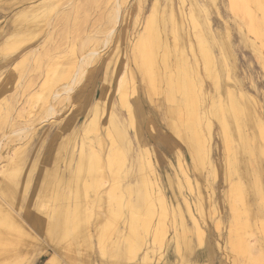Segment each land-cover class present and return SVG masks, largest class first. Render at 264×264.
Returning a JSON list of instances; mask_svg holds the SVG:
<instances>
[{"label": "bare ground", "instance_id": "bare-ground-1", "mask_svg": "<svg viewBox=\"0 0 264 264\" xmlns=\"http://www.w3.org/2000/svg\"><path fill=\"white\" fill-rule=\"evenodd\" d=\"M54 1L56 0H38L32 3L31 5H28L18 10L16 17L13 20L14 27L10 32V34H8L5 41H3L1 44L0 54L4 55V57L7 58L11 54L9 52L14 49L17 52L12 57H10L9 61L14 60L15 57L18 56L17 53H19L21 49H24L25 45L27 44L26 42L27 38L22 39L21 33L28 34L29 31L34 26V24L38 23L37 20L40 19L38 18L36 21H34L33 17L31 16L39 12V10L42 7H46L47 4H49L50 6L51 2ZM91 1L92 0H85L86 3ZM186 1L187 0H182L183 5L185 4ZM212 1L215 2L216 4L217 0H212ZM70 2H68L66 5L68 4L70 5ZM157 2L159 3L158 0H154L153 3H157ZM72 3L73 4H71L72 6L70 7H73L74 5L73 0ZM190 3L192 5H190L191 7L189 8L190 9L189 15L191 16L192 19L191 21H194L191 23L192 25H194L193 29L196 35V37L195 36L194 37L197 38L198 41V42L196 41L198 44L197 46L200 48V52L198 53L201 54V57L199 54H197L199 56H195V60L198 61L199 59V62H197L198 65L199 66L202 65V68L204 70L203 71L204 76L212 82L213 84L212 86L216 89L218 95L212 92L213 94H211V100L209 98L207 100L204 99L203 104H200L201 94L203 97L208 95L207 86H205V84L203 83L202 78L200 79V81L197 79V75H198L197 72L199 71V67L197 66V72H196L194 70L195 68L192 67L193 63L192 60L190 59V56L187 54V51L184 52L183 49L182 50L178 49L179 40L176 35V27L174 26V24H172L171 26L168 25V22H166L168 17V13H167L168 10L163 9L165 6L163 8L160 7L159 6L160 4H158V7L154 5L153 10H150L149 13L147 14L145 27L139 33L138 39L134 41L135 43H132L131 46L132 54H130L131 58H129V61H131V63L129 64L128 60L126 59L127 62H125L124 70L120 75V78L119 77L118 78L119 81H121L120 85H122V83L126 81V75L129 73L130 67L135 65L138 69L141 70L142 83L144 85L145 92L149 98V101L153 103L155 102V99L160 97H165L172 103L175 102L176 103L175 108L171 107V109L174 108V110L177 113H181L182 116L181 120H184L183 117L185 118L186 116V118L189 121L192 119L194 121V124L196 123L194 130L193 129L191 130L192 131L191 134L189 136L186 135L184 136L183 132L181 131L182 128H180L181 127L180 124L176 122L178 120L176 119L175 121L173 118L177 136L187 144L188 154L192 159V164H195L198 167L197 161H199L201 162V166L203 165V167H205L204 165L209 162L214 168L215 176L219 177V172H220L219 168L221 165L219 164V162L214 163L213 160L215 159L212 160L210 157L212 154V146L208 145V141H206L205 139V135H206V133H204L205 131L204 130L198 131L199 130L198 126H200L201 124L203 126V123H201V121L203 122L204 119L203 120L200 119L201 114L204 115L203 110L206 109L207 104L208 106H210L211 113L216 119L215 123L218 124L219 137H221L223 141L224 152L226 156L225 167L227 168L226 176L228 177L227 179L228 187L225 192V198L224 200H222L223 202L220 205V208L223 210L225 203H228V205L230 206L231 214H230V226H229L227 243L228 246H230L231 250L235 249L237 252L248 254V252L249 253L254 252L249 250L252 244L251 242H253L252 239L255 240L254 239L255 236H256L255 238L257 239L256 242L258 241L257 244L264 243V187L261 185L262 180L260 177L261 172H264V141H263L264 120L260 115H258L257 110L253 108L254 106L253 104L256 105L257 102L256 98L248 97V100H250V102H246L247 97L245 95V92H242L241 89L237 90L234 86L232 85L229 86L228 89L226 90V93H224L226 95L225 100L222 99V97L224 96H221L222 92L220 86H221L222 75L220 72V66L222 70L225 71L228 75H230L231 73L230 72L231 66L229 65L227 56L225 54H222L220 59L217 58L213 46L211 44V40H209L208 36H210V39L211 38L217 39V37L215 36L217 32L214 29L215 28L214 22L210 17L212 13L210 14L209 8L206 6L205 1L190 0ZM251 3H254L256 7L255 9L253 8L254 6L253 7L251 6ZM173 4L171 7L172 9H173ZM53 6L57 11L58 9L56 8L57 5L56 6L53 5ZM230 6L232 11H234V13L238 15L239 19L242 20V23L245 25V28L242 26L240 28V30L243 31V34L240 36L242 42L244 44L249 43L252 45L254 51L256 52L259 63L261 67L264 69V0H230ZM201 8L203 9V11H201ZM72 9L73 8H71V10ZM108 9L109 12L107 11L106 15L108 14L107 18L110 26L107 27V30L105 29L106 31L104 34V38L99 41V43L101 42L100 48L96 47L93 49H86L88 45H90L92 39L98 36V34L94 33L92 36H87L84 38V40L81 41L80 55H76V54L73 55L71 61H68V63L63 61L65 58L64 59L60 58L55 61L46 62L47 63L46 75L48 80L46 78L47 81L45 80L41 89L38 90L34 95H30L28 97L27 103L29 105L28 107L29 109L26 108L28 109V111L29 110L32 111L37 106V104L40 103L39 108L43 109L42 114L41 115L38 114L39 120H41L40 121L41 124L46 121H54L59 114L70 108V106L72 105L71 104L72 98L75 96L77 89L81 86V84L85 81V79H87V76L91 72L93 64L96 62L98 63L100 62L102 58V52L105 49H107V47L110 46L113 37L120 26L121 18L124 12L123 1L113 0L112 4L110 5V8ZM172 9L169 13L171 21L173 19ZM182 9L183 8H181V10ZM47 10H49V8ZM257 11H259L260 13ZM201 12L205 13L204 15L205 19L202 18ZM60 13L61 12H59V14ZM64 13H65L64 18H65V16L67 17V15L71 13V11L64 10ZM258 13L260 15H257ZM58 15H56V18ZM71 15L73 14L71 13ZM61 18L64 19L63 17ZM59 21L56 23H59ZM46 22L47 21H45L44 23L46 24ZM44 23L43 25L45 26ZM53 23L55 25V22ZM43 25L41 26V28L44 27ZM226 29L229 30V28ZM39 31L40 30H38V32ZM94 32H98L97 28L96 31L94 30ZM18 35L19 38L14 43L13 40L17 38ZM38 35H36L35 37L30 35L28 36V38L30 37V40H33L36 39ZM170 37H172V39ZM48 38L50 39L51 36H48ZM48 38L46 37L43 40V42L39 44H35L30 47L28 46L29 48L26 49L23 55L17 60H15V62L11 66L12 70L8 76V79L10 76H14V73L18 71L20 67L24 68L31 66L33 64L30 63L32 62V60L38 59L39 61H43L42 59L44 57L42 54L46 49L45 47L47 45ZM225 38L227 39V41L226 40L223 41V38L222 39L219 38L220 43L222 44L224 42L225 44L228 45L229 43L230 45L229 42L230 35L228 31H225ZM214 41L217 42V40ZM189 42L191 43L190 47L192 49V52L195 53L194 44L191 41ZM172 46L176 48L174 56L172 54L173 52L171 51ZM111 58L113 57L111 56ZM111 58H108L110 60L107 63L106 72L103 77L105 79L103 81V92L100 95V97L97 99L96 104L94 105L95 114H91L90 118L84 116V118L80 120V123L78 124L77 128L72 132L71 135H69L68 141H66V145L64 148L66 154L65 156L61 155V157H65V159L62 162L64 163L65 166L63 167L62 165L60 166L59 164V168H58V166H56L55 164L56 162L54 161L47 162L48 160L47 161L45 160L46 163H48V167L46 169L44 167L45 171L42 175H40L41 180L40 181L37 180L39 184L37 185L36 182L35 185H32L35 168L40 165V162H42V160H44L45 146L43 144L44 142H47L46 141L47 138L45 137V135L47 134L48 131H46L45 133L42 134L41 137V140L42 139L44 140L42 141L40 140L41 142L37 146L36 152L38 151L39 156L36 154L34 158L31 157L33 156V154H31V150H29L27 152V159L24 161L25 162L24 165H19L15 169H12L11 167L8 171L0 172V264H36L37 260H39L42 255H47L46 252L51 248L58 254L62 253L63 255L69 256L71 261L74 264H76L78 259V255L76 252V244L83 245L84 247L82 251V255L79 257V259H81V263L95 264V262H93L91 259V257L94 258L92 255L94 251L93 237H96V239L98 240L99 248L102 251H105L108 243L112 239L114 240L116 239L115 242H117L120 241V239L122 240V238H124L123 240L126 242L125 255L126 256L133 255L135 257V260L133 262L134 264H158V263H152L154 257L151 254H149V252L154 253V249L148 248V246H147L148 249L145 251V256L142 258L139 257L140 252L141 251L144 252V247L146 244L144 243V240L141 238L139 232L142 228L148 232L151 226H153L152 223L154 221L155 215H157L156 204H155L156 198L154 199V195L157 194L161 204L160 211L157 216L158 223L155 226L156 229L162 227L166 232H168V230L166 229L168 227H166L165 220L167 215H169L170 211H168V208L166 206V200H165L166 198L163 194L162 187L159 184V178L156 176L155 168L152 166L150 162V151L148 148V143L145 141V138L142 135L143 133L142 131L144 129L140 121V117L137 114V108L135 106L136 104L135 102H132L131 99H129L130 98L129 91H131L128 86L129 82L124 83V86L123 87L121 86L119 89L120 94H118L119 96L118 102L119 104H121V106H119V104H116V101L113 104H111L110 107L106 106L111 88L110 86L106 87L107 81H109V75L111 71L110 68ZM114 75L116 76V66L114 69ZM58 78L62 79L61 83L54 85V83ZM5 82H3L0 87L4 86ZM22 82L23 85L20 83L19 84L20 87L24 86V81L22 80ZM50 83L52 84L50 85ZM132 85H133V91L135 93L134 98L138 99L137 95L139 93L140 87L138 81H136L135 75L132 76ZM31 89L32 90L34 89L33 86ZM19 97H20L19 94L14 93L8 99V104L9 103L10 104L9 105L7 104L8 106L6 105V107L4 106L5 107L4 109L6 111L8 110L6 112L8 114L7 117L11 116L12 114L11 111L17 112L16 110H13V108L16 107L15 106L16 103L19 102ZM170 111L171 110H169V112ZM106 112H107L106 116L108 118L105 120L104 115ZM121 112L125 113V116H123L124 114L122 115ZM30 113L33 114V112ZM1 116L2 113L0 111V120H3L1 119ZM36 119L38 122V118ZM36 119L34 120L35 123H36ZM31 121L34 122L33 120ZM21 123L23 124L24 122H20V124ZM28 123L31 122L27 121V124ZM211 123L213 122H210V124ZM251 123L254 124V126L256 127V131L258 132V136H259L258 138H260L259 139L260 145L258 147V150L260 151L263 157L261 169L259 168L260 169L259 170L255 166L253 168V172L255 175V185H253V190L259 196L260 201L258 203V209L259 212L261 213V217L259 218V222L257 224L256 222L255 224H252L250 221L249 217L252 216V212L247 204L248 203L247 197H244L245 195H243L244 193L241 187L242 184H240L241 182L239 183L241 179L240 178H239L240 180L233 179V177L234 178L236 177L238 170H240L239 169L240 164L238 163L239 161L237 158V152L235 147V145L237 144H235L236 143L235 141L238 140L240 141V143L242 142V144L245 145L246 149L250 150L249 147L251 146L252 139L249 137V135L245 134L243 131H244V127L250 125ZM17 124H19V122H17ZM31 124L15 127L16 129H14L13 131L10 130V134H8L9 132L6 133L4 137L2 135L3 138L0 139L1 158L4 156L3 150L5 146L10 141H17V142L24 141L22 143L23 150H26L32 146L33 142L37 137L38 128L32 127ZM3 125L0 124V126ZM206 126L208 129L207 133L210 136V142H211V139H214L213 131H212L213 128H211L213 127V125L210 126L206 125ZM3 127H5V125ZM232 128H235L234 130H236L237 132L236 131L233 132ZM148 129L151 136L155 137L156 130H154L151 120H149L148 122ZM132 132L134 133V135H136V137L132 136L133 134ZM85 133L86 134L95 133L97 136L96 138H98V141L99 139L101 140L100 142H104V140L107 141V137H109L110 139H112L116 148L108 151L105 154V156L103 155V153L96 152L95 149L93 148L88 151L83 148L81 152L78 154V156H76L77 148H78L77 145L81 141L82 136ZM235 133H238L237 136H235ZM118 138L120 140V143H122L123 145L126 144L128 150H130V148L133 147L134 145L136 147L135 150H137V154L134 157L136 158V161L137 160H139V162L141 161V165H142V171L139 173V175H137L138 183L135 184L129 183V185L123 186L120 182V172L124 164V161L126 159L125 154L128 152V150L125 149V145L124 147L122 145L123 148H120L118 146L117 144ZM91 139H95V138H90L88 135L87 142L96 141ZM54 140L56 142V139ZM60 142L62 144L63 141ZM50 149H52V147ZM63 153L64 152H62V154ZM131 153L133 154V151L130 152V155ZM56 154L57 153L55 152L54 156ZM249 156L252 165L254 154L251 153ZM145 164L147 165L150 164L151 171L153 172L151 173L153 174V176L147 174V171L145 169L146 168ZM106 166L109 167L111 175H109ZM53 168H55V171H52ZM196 169H195L196 172L198 171L199 173V176H197L199 178L200 176H202V171H200L199 167ZM136 173L134 174V176H136ZM165 174L167 175L168 182L171 183L170 182L171 177L169 175V172L166 171ZM183 174L185 175V173ZM185 177L187 179V183L190 189L192 190L193 189L192 179L187 174ZM139 179H142L144 186H141V184H139ZM81 180H84L85 181L84 184L87 185L84 196L82 195V189L80 188L79 185L81 184L80 183ZM91 180L97 184L95 188L97 190L94 192L95 195L97 193L99 194L101 193L99 192L98 189L99 185L103 186L108 184V186L105 189L106 191L102 190L103 192L99 197L93 195L92 201H88L87 204L84 202L86 206L83 203L84 204L83 207V205L81 204V201L83 199L79 202L78 198L85 197V199L86 198L88 199V197H90L89 199H91V196L89 195L90 193L88 187V183L91 182ZM72 182H75V186L73 187L71 185L69 187L68 185H70ZM62 186L64 187L62 188ZM31 187L33 188L37 187L40 190V195L42 194L41 196L47 194L52 189L51 191L52 195L50 197H52L53 198L52 200L56 202L55 205L49 202H44V204H42L43 203L42 202L39 205V209H44V210H47V208H49L48 205L53 206L52 212L45 213V220L42 221V224H40L41 227L35 226L37 223L41 221L38 216L39 214L37 213L35 214L33 210H31V206L35 201V196L29 197L28 200H26L27 203L25 201V196L29 193ZM125 192H128L129 193L128 196L130 195V197L133 196V193H137L138 195L137 200H131L130 203H123V197L125 196ZM234 193L240 194V198H241L240 200L242 202V206H240L238 203L236 205L235 203L227 201L228 196ZM144 194H145V201L143 203V201L140 198ZM110 198H114L116 202L115 203L110 202L107 204L106 202H108ZM10 201H17L18 206L19 205L23 206V207L22 206L19 207H22V209L24 208L25 213L23 212L20 214V211H18L13 207L14 205L11 206ZM187 205L190 209L189 204ZM2 207L7 209V212H3L4 210ZM125 209H127V213ZM125 214H127L126 218H125ZM34 215L38 217V220L36 217H34ZM177 217L175 220L176 222L180 223V229L178 230V234H183L184 235L183 242L185 244H190L185 240L186 233L189 230L187 226V220L185 219L182 213H181V219H178ZM92 218H94V220H92ZM126 220L128 223V227L125 232L124 230L126 229L125 226L122 227V225H120L119 223L126 222ZM251 225L254 226L253 231L256 230L255 235L253 236V234L252 235L250 234L251 235L250 236L243 234L246 232V230L248 231L249 228L252 230L253 226L251 227ZM195 231L197 232V236L200 241L202 239V232L200 227L197 225V223L195 226ZM72 232H74L73 233L74 236L72 235ZM124 234L125 236H123ZM173 239L175 238L170 237L169 243H171ZM180 241L179 238L175 240L176 245L174 247V252L176 253L177 256L179 254V250L180 249L182 250ZM254 247L256 248L255 245ZM252 254L255 255L254 253ZM168 261L172 262L174 260L170 259ZM232 262H233L232 264H238V262H234V261ZM115 264H129V263L126 262L125 260L124 261L118 260L117 263ZM251 264L254 263L251 262Z\"/></svg>", "mask_w": 264, "mask_h": 264}, {"label": "rangeland", "instance_id": "rangeland-1", "mask_svg": "<svg viewBox=\"0 0 264 264\" xmlns=\"http://www.w3.org/2000/svg\"><path fill=\"white\" fill-rule=\"evenodd\" d=\"M8 1H9L10 5L8 4ZM36 1H38V0H13V1L12 0H0V18H1L0 19V33H1L0 34V49H1L2 42L5 41L8 34H10V32L12 31V29L14 27L13 26V20L17 15V11L28 6V5H31L32 3L36 2ZM122 1H123V11L124 12H123V15L121 18L120 26L117 29L110 46L107 47V49H105L102 52V58H101L100 62L99 63L96 62L93 64L91 72L88 74L87 79H85V81L77 89L75 96L72 98V101H71L72 105L69 108L70 110L67 109V110L63 111L61 114H59L56 117V119L54 121H46V122L41 124V122H40L41 120H39L38 114L41 115L43 109L39 108L40 103H38L37 106L32 111H30V110L28 111L29 105L27 103V101H28L27 99L30 95H34L43 86V83L45 82V80L47 78V75H46L47 74V68H46V65H47L46 62L47 61L50 62V61L58 60L60 58H63V59L65 58L63 61L68 63V61H71L73 55H75V54L80 55V53H81V50H80L81 49V47H80L81 41L84 40V38L87 36H92L94 33L98 34V36L96 38L92 39V41L90 42L91 46L88 45V47L86 49H93L96 47L97 48L101 47V42L99 43V41L104 38L105 31L107 30V27L110 26L109 22H108V18H107L108 14L106 15V13H107V11L109 12L108 8H110V5L112 4L113 0H98V2H97V0H92L91 2H88V3H86L85 0H73L74 5H75V6L73 5V7H70V6H72L71 4H73L72 0H56L54 2H51L52 5L50 4V6H49V4H47L46 7H42L39 10V12H37L31 16V17H33L34 21H36L38 18H40V19L37 20L38 23L34 24V26L29 31L28 34L21 33L22 39L27 38L26 39L27 44L25 45L24 49H21L20 52L18 51L19 52V53H17L18 56L15 57L14 60L9 61L10 57H12L17 52L14 49L9 52L11 54L7 58H5L4 55L0 54V56H1V59H0L1 60L0 61V86L2 85L3 82L6 81L4 86L0 87V111L2 113L1 119H3V120H0V124L5 125V127H3L4 125L0 126L1 127L0 128V139H2L6 135V133H8V132H9L8 134H10V130L13 131L14 129H16L15 127L24 126V125H28V124L30 125L31 123H33V124H31V126L34 128L35 127L38 128L37 137H36L35 141L33 142L32 146L26 150H23V148H22V143L24 141H18V142L17 141H10L7 143V145L5 146V148L3 150L4 156L2 155L3 157L2 158L0 157V172L1 171H8L11 167H12V169H15L19 165H24L25 164L24 161L27 159V152L29 150H31V154H33V156H31V157L34 158V156L36 154L39 156L38 151L36 152L37 146L42 140H44V139L41 140V137H42V134L45 133L46 131H48L47 134L45 135V137L47 138L46 139L47 142H44V144H43L45 146L44 160H42V162H40V165L35 168V172L33 174L32 185H35L36 182H37V185L39 184V182L37 180H39V181L41 180L40 175H42L44 173L45 169L48 167V163H46L47 160H48L47 162H52V161L56 162L55 164H56V166H58V168H59V164H60V166L61 165L63 167L65 166L64 163H62L63 160L65 159V157H61V155L65 156V154H66L65 149H64L65 145H66V141H68L69 135H71L72 132L77 128L78 124L80 123V120H82L84 118V116H86L87 118H90L91 114H95L94 105L96 104L97 99L100 97V95L103 92V81L105 80L103 78V81H102L103 73L100 75V72H102L104 70V74H105L107 63L110 60L108 58H111V56H112L113 58H111V65H110L111 71H110V75H109V81H107V84H106L107 86L105 85L106 87H109V86L111 87L106 106H110V102H115V101H116V104H119V102H118V100H119L118 94H120L119 89L121 86L122 87L124 86V83L129 82L128 86H129V89L131 90V91H129V95H130L129 99H131L132 102H135V104L137 103L135 106H138V104L140 105L141 102H144L146 105L148 104V107H146V108L150 112H151V106L153 108H155L158 111V115L161 116V120H162L163 124L166 126L167 129H169L171 132H173L176 135V137L179 141V144H180L175 150H173L172 153L163 152L168 165H170V167H171L170 169H166L169 172V175L171 177V180H170L171 183H169L168 179H167V175L165 174L166 171L163 168H160L158 166V164H159L158 159H160V157H158L156 149L154 148V146L150 142V139L155 138V137H152L151 134L149 133L148 122H149V120H151L154 130H156L155 120H154L153 116L150 114L148 116H146L145 114H143L141 116L139 115L140 121H141L143 129H144L142 131L143 132L142 135L145 138V141L148 143V148L150 151V162H151L152 166L155 168L156 176L159 178V184L161 185L162 190H163V194L166 198L165 199L166 200V206L168 208V211H170L169 215H167L166 220H165L166 221V227H168V228H166L168 230V232H166L162 227H159L156 229L155 226L158 223L157 216H158V213L160 211L161 204H160V199H158L157 194L154 195V199L156 198L155 204H156V214L157 215H155L154 221L152 223L153 226H151V228L148 232L143 228L139 232L141 238L144 240V243H146L145 247H144V252L141 251L139 254V257H141V258L144 257L145 251L148 248H151V249H154V253L149 252V254H151L154 257L152 263H158V264H166L167 263L168 264V262H170L168 260L173 259V257H174L175 261L178 264H193L194 262H192L191 259L193 258L194 253L197 250H199L198 251V252H200L199 257H198V259H196V263H198V264H209L210 258L212 256H214L215 254H216L215 260L217 261V263H220V264H232L233 263L232 261L238 262V264H249V263L251 264V262H253L254 264H264V255H263L264 243H262L263 245L257 244L258 241L256 242V240H257L255 238L256 236L254 237L255 240L252 239L253 242H251L252 244H251L250 250H249V251H254L252 253H254L255 255L257 254L256 257H255V255H253L252 253H249V252H248V254H244L242 252L241 253L237 252L235 249L231 250L230 246H228L227 238H228L229 226H230V214H231L230 206L228 205V203H225L224 209L222 210L220 208V205L223 202L222 200H224V198H225V192H226L227 187H228L227 186L228 185V183H227L228 177L226 176L227 168L225 167L226 156H225V152H224L223 141H222L221 137H219L218 124L215 123L216 119L214 118L213 114L211 113L210 106H208V104H207L206 109L205 110L202 109L204 112V115L201 114L200 119L201 120L204 119L203 122L201 121V123H203V126H202V124L200 126H198L199 127L198 131H203V130L205 131L204 132V133H206L205 139H206V141H208V145L212 146V154L210 157L212 160L215 159V160H213L214 163L219 162V164L221 166L219 168V171H220L219 177H217V176H215L213 166L209 162L204 165L205 167H203V165L201 166V162L197 161L198 167H199L200 171H202V176H200L198 178L197 176H199V173H198V171L196 172V170H197L196 168H198V167H197V165L192 164V159L190 158V156L188 154L187 144L185 142H183L182 139L178 138L173 118L175 121H176V119L178 120L176 122H178L180 124V126H181L180 128H182L181 131L183 132L184 136L185 135L189 136L191 134V132H192L191 130L192 129L194 130L196 123L194 124V121L192 119L189 121L186 118V116H185V118L183 117L184 120H181L182 119L181 113H177L174 110L176 103L175 102L172 103L171 101H169L165 97L157 98V99H155V102H153V103L151 101H149V98L145 92L144 85L142 83L141 70L138 69L135 65L130 67V71L126 75V81H124L122 83V85H120L121 81H119V78H120V75L122 74V72L124 70L125 62H127L126 59L128 60L129 64L131 63V61H129V58H131L130 54H132V50H131L132 43H135L134 41H136L138 39L139 33L144 29L145 23L147 20L146 16L149 13V11L153 10L154 5H156V7H158V4H160L159 5L160 7L163 8L165 6L163 9L168 10V12H167L168 17L166 20V22H168V25L171 26L172 24H174V26L176 27V35H177L178 40H179L178 49H180V50L183 49L184 52L187 51V54L190 56V59L192 60V63H193L192 67L195 68L194 70L196 72H197V66L199 67V71H198L199 73L197 72V74H198L197 79L200 81V79L202 78L203 83L205 84V86H207L208 95L203 97L201 94V103L200 104H203L204 99L207 100L209 98L211 100V94L215 93L216 95H218V92H216V89L212 86L213 85L212 82L204 76V72H203L204 70L202 68V65L201 66L198 65L197 62H199V59H198V61L195 60V56L200 55V57H201V54L198 53V52H200V48L197 46L198 41H197V38H195L196 35H195V33H194L195 31L193 29L194 25H192V23H191L194 21H191L192 19H191V16L189 15V10H190L189 8L191 7L190 5H192L190 3V0H187L184 5L182 3V0H174V1L173 0H158L159 3L158 2L153 3L154 0H122ZM204 1L206 3V6L209 8L210 14L212 13L210 15V17H211L212 21L214 22V27H215L214 29L217 32V34L215 35L217 37V39L216 38L210 39V36H208L209 40H211V44L213 46V49H214V52H215L217 58L220 59L222 54H225L227 56L229 65L231 66V68H230L231 73H230V75H228L225 71L222 70L221 66L219 65L220 66V72L222 75L221 86H220L221 92H222L221 96H224V97H222V99L225 100L226 95L224 93H226V90L228 89L229 86L232 85L237 90L241 89L242 92H245V95L247 97L246 102H250V100H248V97H250V98L255 97L256 98L257 102H256V105L253 104L254 105L253 108L257 110L258 115H260L262 117V119L264 120V69L261 67L259 60L257 58L256 52L254 51V48L252 47V45L249 43L244 44L241 40L240 36L243 34V31H241L240 28H241V26L245 28V25L242 23V20L239 19L238 15H236L234 13V11H232L231 6H230V0H217L216 4L212 0H204ZM68 2H70V5L69 4L66 5ZM172 4H173V9L171 8ZM53 5H55V6L57 5V7H56V8H58L57 11ZM76 6H77V9H76ZM251 6L252 7L254 6L253 7L254 9L256 8L254 3H251ZM52 7L54 8V10ZM184 7H185V9H184ZM48 8H49V10H47ZM71 8H73V9L71 10ZM170 8L172 9V15H173L172 21L170 20V15H169V13L171 11ZM181 8H183V9L181 10ZM64 10L65 11H67V10L71 11V13L73 15H71V13H70L69 14L70 17H69V15H67V17L65 16V18H64V15H65ZM201 11H203L202 8H201ZM56 12H57V14H56ZM59 12H61L60 14H62V15H60ZM257 12H259V11H257ZM182 13H184V14H182ZM259 13L257 15H260ZM75 14H76V17H75ZM56 15H58L59 17L57 16V18H56ZM204 15H205V13L201 12V16L203 19H205ZM87 16L88 17L90 16V17L88 18ZM61 17H63L64 19H62ZM41 18H43V19H41ZM58 18H60L62 20H60ZM103 19H104V22H103ZM59 20L61 22L63 21L64 23L66 22L65 25L63 22L61 23ZM72 20H73V22H72ZM45 21H47L46 24L44 23ZM58 21H59V23H56ZM53 22H55V25ZM41 23H42V25H43V23L45 24V26L43 25L44 27H42L43 29L41 28V26H42ZM67 23H68V25H67ZM203 23H204V21H203ZM58 24H60V25H58ZM63 25H64V27H63ZM58 27H60V28H58ZM96 28H97L98 32H94V30L96 31ZM226 28H229V30ZM38 30H40V31L42 30V31L41 32L39 31L40 32L39 33ZM225 31L229 32L230 45H229V43H228V45L225 44L224 42L222 44L220 43L219 38L220 39L223 38V41L224 40L227 41V39L225 38ZM30 35H32L34 37L36 35H38V36L36 39L30 40V37L28 38V36H30ZM48 36H51V38L49 39ZM188 36H189V38H188ZM46 37L50 41L47 40V45L45 47L46 49L44 50V52L42 54L45 59L43 58L42 59L43 61H39L38 59L32 60V62H30V63L31 64L33 63V64L31 65L29 63L31 66L24 67V68L20 67V69L14 73V76H10L8 79V76L12 70L11 66L13 65L15 60L20 58L23 55V53L25 52V50L28 49L30 46H33L35 44H39V43L43 42V40ZM18 38H19V35L17 38H15L13 40V42L15 43ZM170 38L172 39V37H170ZM214 40H217V42ZM189 41H191L194 44L195 53L192 52V49L190 47L191 43ZM225 45H227V46H225ZM175 49H176L175 47H173V46L171 47V51L173 52L172 53L173 56L175 55ZM51 52H52V54H51ZM197 54H199V55H197ZM52 56H53V58H52ZM125 57H127V58H125ZM200 57H198V58H200ZM48 59H50V60H48ZM35 63H36V65H35ZM115 66H116V76L114 75ZM97 73H99L100 76L95 80L97 82H94L93 78H94V75H96ZM133 75H135L136 81H138L139 87H140L139 93L137 95L138 99L134 98L135 93L133 91V85H132V76ZM203 77H204V79H203ZM22 80L24 81V86H21L23 88H21L19 85L20 83L21 84L23 83ZM47 80H48V78H47ZM37 81H38V83H37ZM61 81H62V79L58 78L56 80V82L54 83V85L61 83ZM51 84L52 83H50V85ZM32 86L34 88L33 90L31 89ZM14 93L19 94L21 97V98L19 97V102H17L15 105L16 107H14L16 109L13 108V110H16L17 112L11 111L12 112V114L10 113L11 116L7 117L8 114L6 112L8 110L6 111L4 108L8 104V99L10 98V96ZM119 106H121V104H119ZM171 107H174V108H172L173 110L171 109ZM26 108H28V109H26ZM168 109L171 111L169 112ZM30 112H33V114H31ZM75 112L78 113L79 115H81V119L77 122L73 121L75 115H73V117L71 116L72 113H75ZM29 114H31L32 116ZM34 115H35V117H34ZM106 115H107V112L104 115L105 120L108 118ZM11 118H12V120H11ZM36 118H38V122H37ZM8 119H10V120H8ZM35 119H36V123L34 121ZM31 120H33L34 122H32ZM5 121L7 122V124ZM27 121L28 122L30 121L31 123L27 124ZM17 122H19V124H17ZM20 122H24L25 124L24 123L20 124ZM210 122H213V123L210 124ZM40 124H41V126H40ZM45 125H49V127L43 128L44 129L43 131H39L42 128V126H45ZM206 125H208V126L213 125V127H211V128H213L212 131H213V138L214 139H211V142H210V136L207 133L208 129H207ZM201 128H202V130H201ZM234 129L235 128H232L233 132L236 131ZM4 131H5V133H4ZM81 132H83V131H81ZM185 132H187L188 134ZM243 132L245 134L249 135V137L252 139V143H251V146L249 147L250 150H248V149H246L245 145L242 144V142L240 143V141H238V140L235 141L236 142L235 144H237V145H235V147H236V152H237V158L239 161L238 163L240 164L239 165L240 170H238L236 177L235 178L233 177V179H236V180L241 179L242 180V181L240 180L239 183L241 182L240 184H242L241 187H242V190L244 193L243 195H245L244 197H247V200H248L247 204H248V206L252 212V216L249 217L250 221L252 224H255V222L257 224L259 222V218L261 217V213L259 212V209H258V203L260 201L259 196L253 190V185H255V175L253 172V168L255 166L258 169L259 168L261 169L263 157H262V154L260 153V151L258 150V147L260 145V142H259L260 138H258L259 137L258 132L256 131V127L254 126V124L251 123L250 125L245 126ZM237 134L238 133H235V136H237ZM2 135H3V137H2ZM88 135L90 138H95V139H91V140H96V141L95 142H93V141L87 142ZM132 136L136 137V135H134V133L132 134ZM155 136H156V131H155ZM96 137L97 136L95 133H89V134L85 133L82 136L81 141L77 145L78 148H77V155L76 156H78V154L81 152V150L83 148L87 151L93 148V149H95L96 152L103 153L104 156L108 151L116 148L112 139H110L109 137H107V141L104 140V142H100L101 141L100 139L98 141V138H96ZM54 139H56V142ZM60 141H63L62 144ZM263 141H264V139H263ZM117 144L120 148H123L125 145V149L128 150V148L126 147V144L123 145L122 143H120L119 138L117 139ZM57 145L58 146L60 145V146L58 147ZM122 145H123V147H122ZM51 147H52V149H50ZM135 148L136 147L134 145L125 154L126 159L124 161V164H123L121 172H120V182L123 186L129 185V183H133V184L138 183V181H137L138 176L137 175H139V173L142 171L141 161L140 162H139V160L136 161V158L134 157L137 154V150H135ZM213 148H214V150H213ZM242 148H243V150H242ZM216 149H218V151ZM252 150H253V152H252ZM131 151H133V154L131 153V155H130ZM55 152L58 154V155L56 154L57 156L55 155L56 157L54 156ZM62 152H64V153L62 154ZM251 153L254 154V157H253L254 159H253V163H252L253 167L251 165L250 156H249ZM60 157H61V159H60ZM168 159L170 160V162ZM59 161H61V162H59ZM246 164H247V167H246ZM145 166H146L145 169L147 171V174L150 176H153V174H152L153 172L151 171L150 164L149 165L145 164ZM44 167H45V169H44ZM106 169H107L109 175H111V172H110L108 166H106ZM56 170H58V169H56ZM52 171H55V168H53ZM135 173H136V176H134ZM183 173H185V175ZM172 174L176 177V180L172 179L173 178ZM186 174L192 179V186H193L192 190L190 189V187L187 183V179L185 177ZM260 177L262 180L261 185L264 187V172H261ZM84 182H85L84 180H81V182H80L81 184H79L80 188L82 189V195L83 196L85 194V190L87 187V185H85ZM139 184H141V186H144L142 179H139ZM71 185L74 187L75 182H72L68 186L70 187ZM96 186H97V184L95 182H93L92 180H91V182L88 183L89 193H90L89 195L91 196V199H89L90 197H88V199L87 198L85 199V197H83V198L79 197L78 198L79 202L83 199L81 201V204L83 205V207H84L85 203L87 204L88 201H92V197H93V195H95L94 192L97 190V189H95ZM100 186L101 185L98 186V189H99V192L102 193L103 192L102 190L106 191L105 189L107 188L108 184L103 185L101 187ZM63 187L64 186H62V188ZM34 188L31 187L29 193L25 196V201L28 200L29 197L35 196V201L33 200L34 202H33V205L31 206V210H33V212L35 214L36 213L39 214L38 216H39V219L41 221L39 223H37L35 226L41 227L40 224H42V221L45 220V213L52 212L53 206L48 205L49 208H47V210H44V209H39V205L42 202H43L42 204H44V202H49V203H53V205H55L56 202H54V200H52L53 198L50 197L52 195L51 194L52 189L47 194L41 196L42 194L40 195V190L37 187L35 189ZM65 190H66V188H65ZM101 193L100 194L97 193L95 196L99 197L101 195ZM175 193H177V194H175ZM31 194H34V195H31ZM128 194H129L128 192H125V196L123 197V203H130L131 200H137V198H138L137 193H133V196H131V197H130V195L128 196ZM49 198H50V200H49ZM140 199L144 203L145 194L143 196H141ZM240 199H241L240 194L234 193V194H230L228 196L227 201L235 203L236 205L238 203L240 206H242V202ZM110 202L115 203L116 201L114 198H110V200L106 203L108 204ZM26 203H27V201H26ZM10 204H11V206L14 205L13 207L15 209H17L18 211H20V214L25 211L24 208L22 209V207H23L22 205H19L22 207L18 206L17 201H10ZM86 204H85V206H86ZM187 204H189L190 209H189ZM201 204H202V206H201ZM176 205H178V206H176ZM2 208L4 210L3 212H7V209H5L4 207H2ZM125 211L127 213V209H125ZM181 213L184 215L185 219L187 220V226H188L189 230L186 233L185 240L190 244H185L183 242L184 241L183 240L184 235L178 234V230L180 229V223L176 222L175 219L177 216H178L177 217L178 219H181ZM34 217H36L38 220V217L36 215H34ZM126 217H127V214H125V218ZM92 220H94V218H92ZM196 223L200 227L201 232H202V239L200 241H199V238L197 236V232L195 231ZM119 224L122 225V227L125 226L126 229H124V230L126 232L127 227H128L127 220H126V222H120ZM252 226L253 225H251V227ZM253 228H254V226L252 227V230L249 228L248 231L246 230V232L243 234H245V235H250V234L252 235L253 234V236H254L256 230L253 231ZM163 230H164V232H163ZM73 233L74 232H72V235H73ZM247 233H249V234H247ZM123 236H125V234ZM170 237L175 238V239H173V241H171V243H169ZM177 238H179V241L182 239L180 241L182 250L181 249L179 250L178 256L174 252V247L176 245L175 240ZM123 239L124 238H122V240ZM115 240L112 239L108 243L105 251H102L99 248L98 240L96 239V237H93L94 251H93L92 255L94 258L91 257V259L93 262H95V264H115V263H117L118 260H120V261L125 260L129 264H134L133 262L135 260V257L133 255H127V256L125 255L126 254V242L124 240L122 241L121 239H120V241H117V242H115ZM250 240H251V238H250ZM254 242H256V243H254ZM206 243H207V245H206ZM212 244L216 245V247L214 248V246ZM254 245L256 246V248L254 247ZM147 246H148V248H147ZM206 246H210V248H208V250H207ZM83 249H84L83 245L76 244V252L78 255V259H77L76 264H82L81 259H79V257L82 255ZM234 251H235V254H234ZM46 253H47V255H42L41 258L39 260H37L36 264H74L71 261L69 256L63 255L62 253H60L61 254L60 255L57 252H55L52 248L49 249ZM66 254H67V252H66ZM228 256H229V258H228ZM257 256H259L260 258ZM236 259H238V260H236ZM253 259H254V261H253Z\"/></svg>", "mask_w": 264, "mask_h": 264}, {"label": "crops", "instance_id": "crops-1", "mask_svg": "<svg viewBox=\"0 0 264 264\" xmlns=\"http://www.w3.org/2000/svg\"><path fill=\"white\" fill-rule=\"evenodd\" d=\"M1 19V18H0ZM0 59H1V56H0ZM1 61V60H0ZM103 73L102 75V81H103V77H104V70L102 72H100V75ZM99 73H97L96 75H94V82H97L95 81L99 76ZM141 102V101H140ZM114 102H110V105L113 104ZM137 104V103H136ZM110 107V106H109ZM137 107V113H138V116L140 115H143L145 114L146 116H148L149 114L153 116L154 120H155V127H156V136L155 138H152L150 139V142L152 143V145L154 146V148L156 149V152L158 154V157H160V159H158L159 161V164L158 166L160 168H163L165 171H167L166 169H170V165H168L167 161H166V158L163 154V152H167V153H172L173 150H175L180 144H179V141L176 137V135L171 132L169 129L166 128V126L163 124L162 120H161V116L158 115V111L153 108L151 106V112L146 108L148 107V104L146 105L144 102H141L140 105L138 104ZM150 108V107H149ZM121 114L123 116H125V113L121 112ZM73 115H75L73 121H79L81 119V115H79L78 113H72V117ZM139 116V117H140ZM49 127V125H45L43 126L39 131H43V128H47ZM131 131V130H129ZM214 150V148H213ZM218 150V149H216ZM176 152V151H175ZM173 180H176V177L173 175ZM207 245V243H206ZM213 245V244H212ZM211 245V246H212ZM214 248L216 247V245H213ZM207 250L208 248H210V246H206ZM199 250H197L194 255H193V258L191 259L192 262H194L193 264H198L196 263V259H198L199 257V253L198 252ZM208 252V251H207ZM208 254V253H207ZM209 256V255H208ZM216 254L214 256H212L209 260V264H220V263H217V261L215 260V257ZM171 260H174L172 262H168V264H178L174 257L173 259ZM167 264V263H166Z\"/></svg>", "mask_w": 264, "mask_h": 264}]
</instances>
